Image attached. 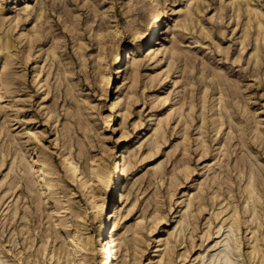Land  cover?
<instances>
[{
	"label": "rangeland",
	"instance_id": "rangeland-1",
	"mask_svg": "<svg viewBox=\"0 0 264 264\" xmlns=\"http://www.w3.org/2000/svg\"><path fill=\"white\" fill-rule=\"evenodd\" d=\"M229 230L260 264L264 0H0L1 264H106L112 234L119 264H209Z\"/></svg>",
	"mask_w": 264,
	"mask_h": 264
},
{
	"label": "bare ground",
	"instance_id": "bare-ground-1",
	"mask_svg": "<svg viewBox=\"0 0 264 264\" xmlns=\"http://www.w3.org/2000/svg\"><path fill=\"white\" fill-rule=\"evenodd\" d=\"M155 17H156L155 18L156 23L153 26V29L150 32L148 39L145 40L146 44L148 41L154 40L156 38V28H157L159 21L162 19V14L157 13ZM146 44H144L142 47H146ZM148 47H149V44L147 45L146 48H148ZM128 51L130 52V50H128ZM53 54H55L54 51H53ZM110 106H111V108H114L115 101H112ZM65 159H66V162L68 163V169H69L70 173L72 175L78 177L79 184L81 187H83L84 193L88 194L89 193L88 189L90 187V185L88 184V182H89L88 178H86V176L84 174L83 175L81 174L79 167H78V164L75 162V160L72 158V156H66ZM123 167H124V161H123ZM91 171H92L94 178L96 177V179L99 180V177H101V176L98 175V171L94 167L91 168ZM44 184L46 186L50 185L48 180H45ZM247 189H248V197L252 198V202H254L256 200V198L258 199L259 196H256V195H258V193H257L258 191L255 188V185L252 181H250L248 183ZM89 202L93 203V199L89 198ZM252 209H253L252 210L253 214L255 213L254 215H256V212H257L256 208L254 207ZM117 214H118V209L115 208L109 215L106 216L105 220L102 223L101 232H103L105 229L106 221L113 216L116 217ZM111 222H112L111 226L114 230L115 229V219L112 220ZM231 237H232V232L229 230L224 236L222 245H221L218 253L215 256L211 255L209 257V261H208L209 264H236L235 260L233 259V254H234L233 250H235L236 246L232 243V241H230ZM101 243H102V246H101L102 247V254H103V258L105 259L106 264H119V260H118L119 248H118V243L116 242V239L113 236V234L111 236H109L108 239H107V236L103 237L101 239ZM253 248H254L255 253L257 252V254H258V258L260 259V264H264V253L262 252V250L257 248V246H255V245L253 246ZM81 259H82V257L80 258L79 262L81 261ZM0 264H1V261H0ZM79 264H83V263L80 262Z\"/></svg>",
	"mask_w": 264,
	"mask_h": 264
}]
</instances>
